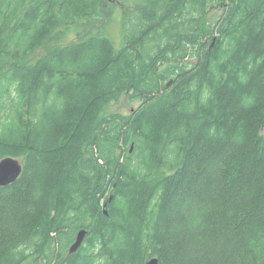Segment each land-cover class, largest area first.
Masks as SVG:
<instances>
[{
    "label": "trees",
    "instance_id": "obj_1",
    "mask_svg": "<svg viewBox=\"0 0 264 264\" xmlns=\"http://www.w3.org/2000/svg\"><path fill=\"white\" fill-rule=\"evenodd\" d=\"M10 156L0 264H264V0H0Z\"/></svg>",
    "mask_w": 264,
    "mask_h": 264
},
{
    "label": "water",
    "instance_id": "obj_2",
    "mask_svg": "<svg viewBox=\"0 0 264 264\" xmlns=\"http://www.w3.org/2000/svg\"><path fill=\"white\" fill-rule=\"evenodd\" d=\"M113 2L115 0H108ZM23 172V164L19 158L6 157L0 160V186H8L16 182ZM86 229H82L76 238V241L70 248V252H76L85 240ZM149 264H158V259L153 258Z\"/></svg>",
    "mask_w": 264,
    "mask_h": 264
},
{
    "label": "rangeland",
    "instance_id": "obj_3",
    "mask_svg": "<svg viewBox=\"0 0 264 264\" xmlns=\"http://www.w3.org/2000/svg\"><path fill=\"white\" fill-rule=\"evenodd\" d=\"M120 16H121V10H118V12L116 13V18H115L116 26H114L112 28V33H115L119 38L118 41L120 40V34L119 33L121 32L122 16L121 17ZM112 24H114V22ZM137 104H138L137 102H132L130 100L129 96L125 95L120 99V101L113 102L110 106H108L106 109V112L110 113V112L119 111V112L129 113V111L133 108V106H137Z\"/></svg>",
    "mask_w": 264,
    "mask_h": 264
}]
</instances>
